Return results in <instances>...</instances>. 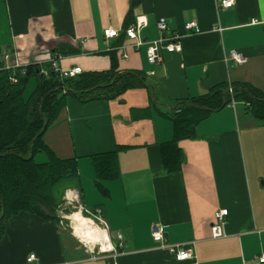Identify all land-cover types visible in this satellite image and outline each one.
Listing matches in <instances>:
<instances>
[{"label": "crops", "instance_id": "0c3cea01", "mask_svg": "<svg viewBox=\"0 0 264 264\" xmlns=\"http://www.w3.org/2000/svg\"><path fill=\"white\" fill-rule=\"evenodd\" d=\"M224 1L140 0L133 7L132 0H0V61L9 54L10 65L18 59L50 70L49 57L59 54L62 69L106 72L116 65L120 72L144 73L148 85L109 101L69 97L44 137L58 158L78 162L80 178L66 190L65 204L78 197L85 213L104 222L98 227L117 252L96 255L100 245L86 246L75 234L70 208L62 206L60 221L28 212L12 217L0 242V264H262L264 122L235 101L202 121L196 138L180 142V170L168 173L162 158V146L174 138L166 115L177 101L221 85L231 91L236 83L264 92V0H232L229 8ZM139 17L147 21L141 39H158L157 22L164 18L168 35L182 36V51L163 50L162 60L150 64L147 46L136 48L125 34ZM193 22L197 28L186 32ZM108 28L120 36L106 39ZM233 51L246 62L230 60ZM37 84L32 75L26 98ZM116 150L121 177L102 182L104 195L92 157ZM223 209L229 215L222 237L214 238L215 215ZM156 224L167 244L191 251L189 260L178 261L154 242ZM32 254L36 260L28 262Z\"/></svg>", "mask_w": 264, "mask_h": 264}, {"label": "trees", "instance_id": "16d2710c", "mask_svg": "<svg viewBox=\"0 0 264 264\" xmlns=\"http://www.w3.org/2000/svg\"><path fill=\"white\" fill-rule=\"evenodd\" d=\"M139 2L132 0L133 7ZM116 68L113 65L106 72H83L69 79H62L53 72L45 78L37 65L28 67L26 75L14 69L1 70L0 242L9 220L22 212L60 221L58 211L65 204L64 194L80 178L78 162L77 159L58 158L46 144L45 134L58 119L68 96L81 103L109 101L121 97L129 89L148 87L144 73L120 72ZM32 75L38 76V84L26 98V86ZM13 76L18 79L17 84L10 83ZM232 101L245 103L249 113L264 122V92L249 84H233L232 92L228 85H221L200 97L176 102L174 110L166 115L174 123V138L162 146L163 163L168 173L182 167L180 142L196 138L198 125ZM39 153H45L48 161L37 163L35 157ZM118 153L116 150L92 157L95 184L104 195H108V190L102 182L121 177ZM85 216L89 217L87 213Z\"/></svg>", "mask_w": 264, "mask_h": 264}, {"label": "built area", "instance_id": "2783aa9c", "mask_svg": "<svg viewBox=\"0 0 264 264\" xmlns=\"http://www.w3.org/2000/svg\"><path fill=\"white\" fill-rule=\"evenodd\" d=\"M233 1H224L222 2V6L229 8L233 6ZM147 26V21L144 18H137L135 23L127 28L125 30V34L128 38L132 40H136V43L134 46L136 48H141L142 46H147V57L150 64H157L162 60V51L165 50L169 53H176L182 51V45H181V39L182 36L178 33L168 35V24L166 22V19L160 18L157 22V29L160 33V37L156 40L152 41H145L141 39V31ZM195 28H197V24L195 22L189 23L186 25L185 29L186 32H192ZM104 35L106 39H114L120 36L119 31L114 30L112 28L105 29ZM17 56V55H16ZM11 59L9 54H5L2 58V61H0V64L3 66H0V72L1 70H9L14 69L19 71L21 75H26L28 64H22L17 59L15 62L10 65L8 64L9 60ZM62 59V56L59 54L51 55L47 61L50 66V70L46 68L40 69V74L44 76L45 78H48L50 76V73L53 72L57 74L62 79H69V78H75L83 73V69L80 67H73L70 69H62L59 66V61ZM230 60L234 61L236 64H244L246 62V59L238 52L233 51L230 54ZM10 83L17 84L18 79L13 76L9 79ZM232 92V90L230 91ZM233 104H235V101H232ZM229 215V211L227 209L220 210L216 213L215 219L216 223L212 226V234L214 238H220L222 237V225L225 223L227 217ZM101 222V221H100ZM104 224V222H101ZM152 238L156 244H158L162 248L168 249L178 261H186L189 260L192 256L191 251L186 249L184 245H169L166 243V237H165V231L163 226L160 224H156L152 227ZM118 242L117 245L118 248L123 247L122 243V237L118 236ZM87 246V245H86ZM88 247V246H87ZM91 250V249H89ZM92 254L95 255V249L91 250ZM116 253V248L111 244V248H109L107 251H101L98 249V253L96 255L106 254V253ZM96 257V256H95ZM36 260L35 255H30L28 258V262H33ZM260 263H264V254L260 256L259 258Z\"/></svg>", "mask_w": 264, "mask_h": 264}, {"label": "bare ground", "instance_id": "6f19581e", "mask_svg": "<svg viewBox=\"0 0 264 264\" xmlns=\"http://www.w3.org/2000/svg\"><path fill=\"white\" fill-rule=\"evenodd\" d=\"M75 234L92 249L100 245L101 250L107 251L111 248L107 233L96 226L91 219L81 216L80 213H74L71 216Z\"/></svg>", "mask_w": 264, "mask_h": 264}, {"label": "rangeland", "instance_id": "374dc122", "mask_svg": "<svg viewBox=\"0 0 264 264\" xmlns=\"http://www.w3.org/2000/svg\"><path fill=\"white\" fill-rule=\"evenodd\" d=\"M32 88H33V87H32V84H31V85L28 86L27 91L31 92L30 90H33ZM69 97H71V96H68L67 99H68ZM241 109H242V107H241ZM80 136H81V133H80ZM86 138H87V137H86V135L84 134V139H86ZM81 139H82V137H81ZM65 140H66V139H65ZM57 142H60V141H57ZM66 142L70 145V143H69V141H68V137H67ZM59 145H61L62 148H63V147H66V143H64V142H63V143L60 142ZM58 150H60V146L58 147ZM60 152H62V151L60 150ZM62 154H63V152H62ZM61 156H62V155H61ZM35 160H36L37 163H44V162H46V161L48 160V156H47L45 153H39V154L36 155ZM84 172H85V169H84ZM82 174H83V179L87 181V180H88V178H87V174H85V173H83V172H82ZM78 191L80 192V190H78ZM64 201H67V199L65 198ZM71 203H72L71 205H68V204H64V205H63V207H65V208H70V209H71V211H72V212H71V215L74 214V213H76V212H80V213H82V215H83L84 217L91 218L97 226H101V228L103 227V225L101 224V222H100L99 219H95L94 217H92V216H90V215H89L90 217L85 216L84 208H83V206H82V204H81V202H80V199H79L78 197H77V199L72 200ZM83 204H84V203H83ZM66 216H67V217H70V215H66ZM67 225H70V226H71V222H70V220H68ZM98 249H99V248H98Z\"/></svg>", "mask_w": 264, "mask_h": 264}, {"label": "water", "instance_id": "95a60500", "mask_svg": "<svg viewBox=\"0 0 264 264\" xmlns=\"http://www.w3.org/2000/svg\"><path fill=\"white\" fill-rule=\"evenodd\" d=\"M45 128H46V127H45ZM31 158H33V157H31ZM2 217H3V215H2ZM2 217H1V218H2Z\"/></svg>", "mask_w": 264, "mask_h": 264}]
</instances>
